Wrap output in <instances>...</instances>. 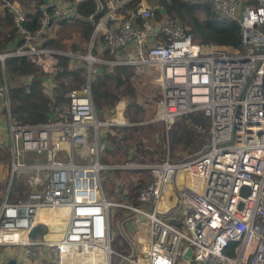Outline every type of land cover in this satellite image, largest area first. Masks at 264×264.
<instances>
[{"label": "built area", "instance_id": "obj_1", "mask_svg": "<svg viewBox=\"0 0 264 264\" xmlns=\"http://www.w3.org/2000/svg\"><path fill=\"white\" fill-rule=\"evenodd\" d=\"M2 1L15 38L0 51V108L8 116L11 153L8 184L0 192V245L35 244L39 261L48 264H113L111 207L118 204L102 189L100 128L126 122L98 119L90 83L103 65L123 64L135 68L137 82L147 80L151 96L156 98L154 85L159 91L153 107L141 104L144 122L163 121L169 129L178 118L200 114L197 121L209 120V140L195 155L143 166L147 180L137 190L139 203L126 205L131 214L118 226L135 251L119 264H264V0H205L238 23L241 50L195 41L177 18L149 0H99L100 12L86 16L77 11L81 0H32L27 11L15 0ZM35 11L40 15L30 27ZM57 17L90 21L85 52L44 44L42 35ZM10 55L24 56L45 73L51 98L73 78L68 72L58 79L62 56L69 58V70L83 66L86 79L69 87L68 99L46 121L21 123L10 112ZM31 152L44 160H26ZM22 173L28 191L10 201L12 181ZM175 177L182 179L179 186ZM51 213H57L56 222ZM139 215L146 230L133 236ZM124 222L135 227L127 232ZM38 223L48 231L30 240Z\"/></svg>", "mask_w": 264, "mask_h": 264}, {"label": "rangeland", "instance_id": "obj_2", "mask_svg": "<svg viewBox=\"0 0 264 264\" xmlns=\"http://www.w3.org/2000/svg\"><path fill=\"white\" fill-rule=\"evenodd\" d=\"M17 4L23 7L26 11L29 7H32L31 0H22L18 1L15 0ZM151 3H160L164 6V1L162 0H149ZM166 3H171L172 0H165ZM188 3L194 2H205V0H183ZM207 3L211 8V4ZM7 7L2 0H0V20L4 17L3 8ZM161 12H166L162 5L159 6ZM213 9V8H212ZM9 11V10H8ZM166 14V13H165ZM174 14V17L177 18ZM172 16V15H171ZM179 17V16H178ZM193 17L198 19L205 18V11L202 7L192 8L190 11L184 12V18L179 17V20L184 24V26L192 32L193 36L196 38V32L193 27H191L188 23L192 21ZM71 18H60L57 17L53 19L47 29H45L42 38L43 40H56L57 44L55 46L48 45L50 47H56L63 50L66 49H78L80 47L82 51H86L87 47L85 45L86 40L80 35L79 33V25L73 24V19ZM157 19L160 18L158 14L156 16ZM82 20L89 22L88 19L81 18ZM64 20V21H63ZM63 21V22H62ZM8 31H14L11 22H4L2 26V32L7 34ZM81 31V29H80ZM88 40V38H87ZM213 43V42H209ZM216 44V43H214ZM225 46V45H224ZM84 47V48H83ZM226 47L232 48L231 46L227 45ZM236 49V48H233ZM243 49V46L237 48ZM76 64H80L79 61L74 60ZM36 65V64H34ZM37 66V65H36ZM83 67V66H78ZM132 68V73L129 75V80L131 81V85L133 86V91L130 93L127 99L130 100L129 103H126L124 98L123 103L124 108L126 105H132L129 108V112L131 113H124L125 110L119 109L118 106L116 107H108L107 109L103 110L102 106L97 108L98 112V119L99 120H106L110 121L111 119L117 120L119 115L121 116L120 119L126 124H118V125H127V126H134V125H143L148 126L151 122H144V118L146 117L145 107L141 104H145L147 108L153 107L154 102L159 99V91L157 87L154 85V92L153 94L156 95V98L151 96L149 92V86L147 84V80L143 79L140 82L133 77L135 72V68ZM84 67L82 68V72H80L79 77L74 76L72 80L70 79L66 84L65 87L61 88L64 90H68L69 87H80L81 84L86 79H84ZM26 75H22L21 78L18 79L16 76V82L20 81L23 82ZM10 84H13V79L10 78ZM29 77H26V80ZM93 80V79H92ZM92 82V81H91ZM43 86L45 91L48 93L50 88L49 84H45L43 82ZM91 84V83H90ZM60 89V90H61ZM91 89V88H90ZM65 94L62 95V98L58 99L60 103L65 100ZM50 96V95H49ZM94 103V102H93ZM127 114L129 117L126 116ZM195 116V114H191ZM189 116V115H188ZM188 116H183L181 118L176 119L171 123V127L169 129L166 128V124L163 121H156L155 125V133L151 136H145L143 138L144 150L138 151L136 147L130 145L128 147L129 154H125L123 150H119L115 153H109L105 157V161L102 159L103 164L105 167L101 170L102 176V189L105 193V196L108 200H112L113 202L117 203L118 205L112 206L113 214H112V228L114 230V238L112 240V247L116 251L112 257L113 264H119L120 259H122V255H128L129 252L135 251L134 246L128 244L125 238L119 233V223L120 221L125 218L126 216L131 214V210L126 207V205H135L139 203L137 199V190L139 186L147 180V174L145 173V168L143 167L146 164H150L153 161H161L160 159H165L169 157L172 161H177L189 156L190 154L195 155L194 153L197 149H199L203 144L207 143L209 140V120L205 118V121H197L196 119H189ZM163 124V126H162ZM111 124H106L105 126L100 128V135H105L106 130L109 128ZM114 125V124H112ZM163 127L164 136L160 135V126ZM175 128V132L173 133L171 129ZM163 153V154H162ZM128 158V159H127ZM162 159V160H163ZM26 160H36L42 161L44 160L43 156L38 155L36 153H28L26 156ZM26 173H22L19 176L15 177L16 179H21L22 181L26 182ZM14 178V179H15ZM177 186L182 183L181 177H175L173 181ZM175 190V189H174ZM168 194V192H167ZM175 194V193H174ZM135 224L139 227L138 231L129 232L127 229H132L134 224H129V222H124V227L126 231L132 233L133 236H137L138 234L143 235V231L146 230L147 222L145 219L137 217L135 219ZM55 235V234H53ZM35 239L31 238L30 240ZM38 247L35 244H17V245H0V256L7 260H15V264H48L44 260L41 262L39 261V254H38ZM120 264H130L128 261L123 260Z\"/></svg>", "mask_w": 264, "mask_h": 264}, {"label": "trees", "instance_id": "obj_3", "mask_svg": "<svg viewBox=\"0 0 264 264\" xmlns=\"http://www.w3.org/2000/svg\"><path fill=\"white\" fill-rule=\"evenodd\" d=\"M101 1L103 2V0ZM162 1H164V6L163 4L161 5L166 11L165 13L173 18H175L174 14H176L177 16H175L178 20L179 17L184 18V12L190 11L192 8L202 7L204 9V19L193 17L192 21L188 23L195 29L196 38L193 36L195 41L203 43L213 42L220 46L225 45V47L229 45L236 49L241 47L242 42L238 23L234 20L219 16L207 3H205L207 1L202 3H188L183 0H172L171 3H166L165 0ZM157 4L160 5V3ZM95 6V0H81L77 5V11L79 15L86 16L95 10ZM3 11L4 17L0 20V51L8 48L12 43H14L15 38V33L13 31H8L7 34L2 32L4 22H11L12 20V15L11 12L8 11V8H3ZM156 11L158 15L159 8H156ZM39 15L40 11H35L33 14H30L31 17L29 19L28 26H35ZM72 22L73 24L75 23L76 25H79L81 29V31L79 29L80 35L87 40L92 32V24L82 20L81 17H75ZM54 43L58 45L56 40L44 41V44L46 45L55 46ZM68 60V57H61L60 63L63 66V69L57 75L58 79L63 74L68 72H71L74 76L79 77L80 72H82L83 67H77L69 70L67 67ZM5 69L9 82V95L11 100L10 112L14 120L30 124L44 122L53 113V111L62 104L58 101V99L62 98V95L66 93V90H59L55 97L51 98L44 90L42 83L45 73L24 56H8L5 59ZM132 72L131 67L123 64H116L113 66L103 65L102 72L97 74L91 82L92 99L96 109L101 106L103 110L108 107H116L119 102L124 101V98L127 100L128 96L133 91V86L131 85L132 83L129 80V75ZM22 75H30L31 79L27 82L17 81V83H15L17 78L16 76H18L19 79ZM9 77L13 79V84H10ZM67 99L68 96L65 95V100L63 102ZM130 106L132 105H126L124 113H131L128 108ZM200 116V114H197L193 119L200 120ZM127 117H129L128 114L126 119ZM120 118L121 116L119 115V119ZM159 126L161 128L160 135L164 136V126L163 124V127L161 125ZM155 128V122H152L148 126H143L141 124L134 126L118 124L110 125L106 130L105 135H101V139L105 146L100 152V161L103 163L102 159L105 161L106 155L118 152L119 150H123L126 155L129 154L128 147L133 144H135L134 146L136 147V150H144L143 138H145V136H149L151 138V136L155 133ZM171 131L174 133L175 128L171 129ZM27 191L28 187L25 182L21 179L15 178L10 186L8 199L10 201L17 200L18 198L25 196ZM47 231L48 227L46 224L38 223L31 230L30 238L42 236V234ZM4 264H15V260H7Z\"/></svg>", "mask_w": 264, "mask_h": 264}, {"label": "crops", "instance_id": "obj_4", "mask_svg": "<svg viewBox=\"0 0 264 264\" xmlns=\"http://www.w3.org/2000/svg\"><path fill=\"white\" fill-rule=\"evenodd\" d=\"M53 3L61 4L64 0H51ZM8 116L5 111L0 108V192H3L8 184L9 178V163L11 153L9 149L10 137L7 130ZM56 222V221H52ZM25 243V241H24ZM6 261L0 256V264Z\"/></svg>", "mask_w": 264, "mask_h": 264}, {"label": "water", "instance_id": "obj_5", "mask_svg": "<svg viewBox=\"0 0 264 264\" xmlns=\"http://www.w3.org/2000/svg\"><path fill=\"white\" fill-rule=\"evenodd\" d=\"M95 1H96V9L94 11V14L97 15L100 12L101 4H100L99 0H95ZM248 250H250V247H249ZM191 252H192L191 247H188L187 250L185 251V253L183 254V257L188 259L190 254H191ZM247 254H248V252H247Z\"/></svg>", "mask_w": 264, "mask_h": 264}, {"label": "bare ground", "instance_id": "obj_6", "mask_svg": "<svg viewBox=\"0 0 264 264\" xmlns=\"http://www.w3.org/2000/svg\"><path fill=\"white\" fill-rule=\"evenodd\" d=\"M170 191V189H167V190H165L164 191V196H166L167 195V192H169ZM161 204V206H162V202L160 203ZM55 209V208H54ZM61 210H63V208H60ZM50 216H48L49 217V219H51L52 221H54V219H55V221H56V219H57V213H51V214H49Z\"/></svg>", "mask_w": 264, "mask_h": 264}, {"label": "clouds", "instance_id": "obj_7", "mask_svg": "<svg viewBox=\"0 0 264 264\" xmlns=\"http://www.w3.org/2000/svg\"><path fill=\"white\" fill-rule=\"evenodd\" d=\"M95 3H96V1H95ZM157 4V3H156ZM157 5H159V4H157ZM160 6V5H159ZM96 7V6H95ZM96 9V8H95ZM95 11V10H94ZM160 12V11H159Z\"/></svg>", "mask_w": 264, "mask_h": 264}]
</instances>
